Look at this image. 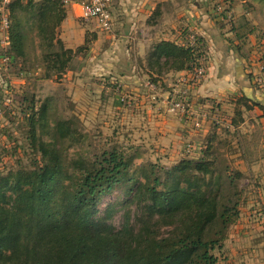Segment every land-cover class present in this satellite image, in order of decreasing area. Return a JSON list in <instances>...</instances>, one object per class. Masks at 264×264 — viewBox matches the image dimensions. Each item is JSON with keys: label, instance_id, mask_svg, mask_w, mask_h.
<instances>
[{"label": "trees", "instance_id": "trees-1", "mask_svg": "<svg viewBox=\"0 0 264 264\" xmlns=\"http://www.w3.org/2000/svg\"><path fill=\"white\" fill-rule=\"evenodd\" d=\"M66 15L59 0L14 1L11 61L24 64L37 45L45 77L67 70L96 35L87 32L82 45L66 47L58 36ZM198 42L196 47L157 42L147 55L150 68L158 73L191 71L207 54L201 37ZM150 80L160 84L157 77ZM243 105L249 110L261 104L246 98ZM242 119L237 110L233 121ZM30 121L41 161L30 170L0 176V264H217L214 250L222 246L239 208L231 198L222 200L213 145L202 148L197 160L182 158L169 168L136 163V152L116 148L70 167L57 144L37 134V124L52 133V140L71 136L72 126L58 120L51 130L46 103L33 111ZM116 188L128 194L125 204L135 202L139 210L134 221L128 212L120 228L109 221L113 205L98 214L102 198ZM164 227L167 233H162Z\"/></svg>", "mask_w": 264, "mask_h": 264}, {"label": "crops", "instance_id": "crops-1", "mask_svg": "<svg viewBox=\"0 0 264 264\" xmlns=\"http://www.w3.org/2000/svg\"><path fill=\"white\" fill-rule=\"evenodd\" d=\"M221 4L232 9L231 22L220 17L217 6ZM261 5V0H113V28L107 32L81 22L85 21L81 17L82 5L71 3L65 6L67 15L58 28V36L66 47L74 49L84 43L87 32L96 35L83 69L95 74L96 80L118 83L122 89L120 97L133 100L132 109H125L130 111L128 123L138 127L136 131L147 141L170 148L167 152L172 157L183 156L189 141L201 148L212 145L217 148L237 138L240 143L235 147L253 141L254 148L260 146L264 150V136L256 140L258 134H264V70L261 69L264 6ZM192 34L202 38L208 55L206 75L189 97L193 108L209 113L200 130H195L188 119L170 113L167 107L170 93L183 86L179 78L186 70L158 73L150 68L147 58L157 42L170 40L188 45ZM151 77L158 78V91L147 86ZM246 98L261 105L248 110L243 105ZM237 110L242 111L243 117L238 124L233 121ZM216 111L224 115L220 121L213 116ZM224 124L228 129L221 127ZM254 168L264 170V152L254 155ZM259 224L251 218L238 223L240 235H236L235 242L243 239L248 228H262L254 234V261L264 264V219Z\"/></svg>", "mask_w": 264, "mask_h": 264}, {"label": "rangeland", "instance_id": "rangeland-1", "mask_svg": "<svg viewBox=\"0 0 264 264\" xmlns=\"http://www.w3.org/2000/svg\"><path fill=\"white\" fill-rule=\"evenodd\" d=\"M261 6L263 8L264 4ZM81 22L94 25L88 21ZM30 37L33 38L32 35ZM91 46L93 41L87 49L78 51L69 68L59 76H44L42 52L37 45L31 48L24 64L12 60L9 72L2 69L0 61V176L30 170L41 161V154L31 141L30 120L33 111L43 103L47 104L51 130L58 120L67 121L73 128L71 136L52 140V133L44 132L42 125L37 124V134L42 140L57 144L70 167L77 160L91 161L103 151L114 148L125 154L136 152V163L151 161L166 168L182 158L198 159V152L193 156L184 153L183 156L172 157L167 152L170 148L147 141L136 131L138 127L128 123L130 111L127 110L132 109L130 104L133 100L121 101L122 89L118 83L96 80L95 74L82 67ZM124 92L129 95L127 89ZM215 114L224 116L220 111ZM221 127L228 129L226 125ZM263 136L258 134L256 140ZM235 141L232 138L229 144L218 146L213 157L214 168L221 175L222 200L228 202L231 198V203L237 202L239 208V216L229 225L222 246L214 253L218 257L217 264H258L254 261V234L257 235L262 228L250 227L241 241L235 242V239L240 235L236 228L238 223H246L251 218L262 225L264 219V170L254 168V155L259 156L264 150H260V146L254 148L253 141H245L235 147L240 143ZM238 172L239 175L236 174ZM230 174L235 177L233 181L228 177ZM125 199H128V194L122 188H116L102 198L98 214H105L106 207L111 204L114 212L109 221L116 228L122 226L128 212L130 220H136L139 210L135 202L125 204ZM168 230L164 227L162 233Z\"/></svg>", "mask_w": 264, "mask_h": 264}, {"label": "built area", "instance_id": "built-area-1", "mask_svg": "<svg viewBox=\"0 0 264 264\" xmlns=\"http://www.w3.org/2000/svg\"><path fill=\"white\" fill-rule=\"evenodd\" d=\"M16 0H0V61L2 69L9 72L11 57V4ZM22 3L38 2L41 0H20ZM64 6L71 3H79L83 7L82 19L94 23L95 27L110 32L113 28V20L111 7L113 0H59ZM217 11L220 17L231 22L234 14L232 9L226 5L221 4L217 6ZM189 46L196 47L199 45L198 36L192 34L188 41ZM208 55L198 58L196 66L191 71H185L179 78L182 87L175 89L167 98L168 111L173 114H178L193 124L195 130L203 128L205 121L209 118L208 112H200L199 109L193 108L190 105V93L203 80L206 75V61ZM261 69L264 70V63L261 64ZM147 86L154 91H158V84L150 79L147 81ZM122 101H126V97H121ZM217 121H220L219 114H213ZM198 154L201 155L202 148L193 141L186 143L184 153L188 156Z\"/></svg>", "mask_w": 264, "mask_h": 264}]
</instances>
